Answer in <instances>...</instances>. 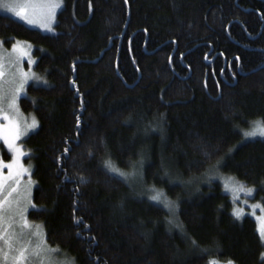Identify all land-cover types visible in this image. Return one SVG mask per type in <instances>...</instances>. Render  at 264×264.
<instances>
[{
	"label": "trees",
	"instance_id": "16d2710c",
	"mask_svg": "<svg viewBox=\"0 0 264 264\" xmlns=\"http://www.w3.org/2000/svg\"><path fill=\"white\" fill-rule=\"evenodd\" d=\"M57 16L48 34L0 13V42L30 43L46 78L19 107L38 122L27 217L48 246L73 264H262L256 219L200 178L219 166L264 203V139H244L264 122V0H64Z\"/></svg>",
	"mask_w": 264,
	"mask_h": 264
},
{
	"label": "rangeland",
	"instance_id": "374dc122",
	"mask_svg": "<svg viewBox=\"0 0 264 264\" xmlns=\"http://www.w3.org/2000/svg\"><path fill=\"white\" fill-rule=\"evenodd\" d=\"M50 3L59 5L55 8L54 17L51 19L46 15ZM4 4L26 5L28 8V15L35 23L30 24L26 20L20 19L14 15L12 11L4 8ZM63 7L64 0H0L1 14H7L16 19L18 18L28 27L36 28L48 34L56 31L55 24L58 18L57 15ZM44 24L48 26H42ZM14 45H18L19 49H22V51L14 50ZM14 45L6 48L3 43L0 44V72H2V75H0V129L10 135L11 129L9 128V121L18 126L21 135L19 139L15 141V145L24 153V155L19 158V164L23 169H27V171L22 172L18 178L13 175V177L9 179V169L0 167V178L3 179V186L0 188V201H6L2 214L3 219L0 221V249H3V252L0 253L3 257L0 259V264H13L12 256L21 248L28 249V252L26 253L27 259L21 261L20 264H39V261L31 255V252L37 245L56 250L47 253L48 258L53 264H66V262L67 264H73L71 260L61 255L63 253H59V250L50 245L48 246L44 228H42L40 224H34L29 220V217H27L28 212L36 208V206H34L32 200L34 188L32 167L24 161V158L29 152L24 149L22 138L36 130L38 122L35 128L28 127V125L32 123L33 118L36 121L37 119L33 115H24L22 109L19 107V102L23 96H26L27 89L31 84H45L46 78L36 70L38 61L34 56L32 45L22 40H18ZM21 72L28 73L30 78L24 84L23 92L16 94L15 90L19 87L20 81L23 79ZM14 95L16 97L15 105L12 106ZM254 127L253 125L247 132H252ZM255 138L264 139V136H261L259 132H257L255 136H244V139ZM16 158V153L7 147L3 138H0V163H12ZM13 171H15V169ZM17 179L18 183L16 182ZM213 179L220 181L224 190L232 197L234 207L236 208L235 211L241 213L240 218L247 216V214L251 215L256 219L259 229L261 225L260 218H264V210H262L264 209V203L256 198V189L252 186H245L236 177L234 178L231 175L222 173L219 166H213L203 173L200 181H213ZM13 188L15 192L12 191ZM249 189H253V191L250 193L248 191ZM9 193H11V195H9ZM10 243L12 245L11 250L9 249ZM45 264H47V260Z\"/></svg>",
	"mask_w": 264,
	"mask_h": 264
},
{
	"label": "snow or ice",
	"instance_id": "6c2138e0",
	"mask_svg": "<svg viewBox=\"0 0 264 264\" xmlns=\"http://www.w3.org/2000/svg\"><path fill=\"white\" fill-rule=\"evenodd\" d=\"M125 2H127V0H125ZM59 5L56 3H50L48 5V10H47V17L49 19L54 17V12H55V8L58 7ZM4 8H7L8 10L12 11L14 15H16L17 17H19L22 20H26L28 23H35V21L33 19H31L28 15V8L26 5L24 4H4L3 5ZM19 9V10H17ZM44 27H47V24L42 25ZM0 44H2V42H0ZM14 50H21L19 49L18 45H14ZM26 54V53H25ZM237 59H239L237 57ZM73 69H75V64L72 65ZM0 75H2V72H0ZM21 76L23 77V79L20 81L19 87L15 90V93L18 94L20 92H23L24 90V84L27 82V80L30 78L28 73H23L21 72ZM33 78H34V74H33ZM46 83V82H45ZM73 85H75V80H73L71 82ZM78 91V89H77ZM15 95L13 96V100H12V106L15 105ZM81 106L83 107V102L81 104ZM78 120V124H79V118H77ZM254 124V130L252 132H245L244 135L246 137H250V136H255L257 134V132H259V134L261 136H264V122L262 121H254L252 122ZM37 126V121L33 118V121L30 125H28L29 128H35ZM9 128L11 129V134H6L2 129H0V138H3L4 142L7 144V147L14 151L16 153V159L12 162V163H8V164H3L0 163V167H6L9 169V179H11L13 177V175H15L17 178L22 174V172H26L27 169H23L22 166L19 164V158L22 157L24 155L23 151L18 148L15 145V141L17 139H19V136L21 135V132L18 128L17 125L13 124L11 121H9ZM69 151L68 148L64 149V152L67 153ZM105 168L107 169V171L113 173L114 175H117L119 177H121L123 180L127 181L128 180V174L120 171L118 168H116L113 163L111 162V160H106L105 161ZM15 169V171H13ZM18 183V179L16 181ZM80 182L84 183L86 182V178L85 177H80ZM3 186V179L0 178V188H2ZM13 192H15V189H12ZM155 191V190H153ZM250 193L253 191V189H249L248 190ZM9 195H11V193H9ZM150 199L152 201H157L159 203H162L163 206L170 212H174V210L176 209V205L171 202V201H167L163 198V194L156 192L155 195H152L150 197ZM4 203H6V201H0V221H2L3 219V211H4ZM11 207V205H10ZM34 207V206H33ZM264 210V209H262ZM234 215L237 219L240 218L241 213L239 211H235ZM261 219V225L259 227V234H260V238L262 241V246H264V218H260ZM77 224L80 223L79 220L76 221ZM169 223H173L172 220H169ZM27 226V225H26ZM12 245L11 243L9 244V249L11 250ZM56 250L54 249H47L44 247H41L40 245H37V247L31 252V255L33 257H35L38 261L39 264H45V261L47 260V264H53V262L48 258L47 253L49 252H54ZM3 252V249H0V253ZM28 252V249L26 248H21L19 250H17L16 254L12 256V261L13 264H20L21 261H25L27 259L26 253ZM2 255H0V259H2ZM261 262L262 264H264V253H261ZM67 264V262H66ZM210 264H218L217 261H211ZM227 264H233V261L229 260L227 262Z\"/></svg>",
	"mask_w": 264,
	"mask_h": 264
}]
</instances>
